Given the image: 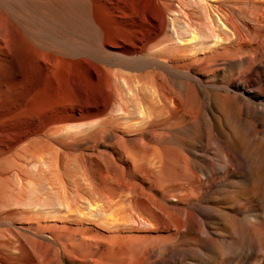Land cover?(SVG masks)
I'll use <instances>...</instances> for the list:
<instances>
[{"label":"bare ground","instance_id":"bare-ground-1","mask_svg":"<svg viewBox=\"0 0 264 264\" xmlns=\"http://www.w3.org/2000/svg\"><path fill=\"white\" fill-rule=\"evenodd\" d=\"M76 24L98 52L78 51ZM74 73L101 79L103 99L72 108L46 93ZM98 118L130 188L104 195L106 210H64L76 231L39 211L35 238L75 264H264V0H0V156ZM120 133L147 149L122 154ZM135 193L154 209H135Z\"/></svg>","mask_w":264,"mask_h":264},{"label":"rangeland","instance_id":"rangeland-1","mask_svg":"<svg viewBox=\"0 0 264 264\" xmlns=\"http://www.w3.org/2000/svg\"><path fill=\"white\" fill-rule=\"evenodd\" d=\"M134 6L140 8L142 1H137ZM69 13L73 18L88 16L83 7L78 8L76 5L70 7ZM71 34L79 45L80 50L78 51L91 54L100 50L95 44V34L91 32L89 27L76 24ZM186 37L188 38L189 34ZM250 79H253L251 74L245 78V80ZM102 89L101 79L87 81L74 73L73 75L70 74L69 77L61 76L56 84L52 85L51 90L46 93H50L52 98L60 102V104L69 102L73 106L72 108H82L83 102L94 103L101 101L103 99ZM99 122L100 118L66 124L61 129L46 132L40 136H32V138L29 137L22 141L21 144L19 143L20 145H15L3 156H0V226L4 227L0 228V240L7 243L6 247L0 250V264H46V262L50 264L55 261L53 255L56 256L58 251L54 252L52 249H59L58 241L51 234H43V241L38 240L34 236L39 232L37 227L38 221H40L39 211L45 210L44 212L50 213L52 210H61V213L55 215L58 221L57 225L60 226L57 229H65L66 226L68 229L64 231H70V229L71 231H76L82 229L85 225L76 221L72 223L73 221L69 219L70 217L64 210H81L82 213L87 210H98L99 208V210H106L102 205L104 204V195L106 196L108 193L113 196L115 193L114 196H117L124 187L130 188V182H125L124 180V173L103 149L101 131H97L98 125H96ZM118 136L119 140H117ZM118 136L112 146L116 149L120 148L121 150L119 149V151L122 154H124V151L126 152L128 146L129 150H135V147H139L135 151L140 153V146H143L139 145L140 142L138 144L136 143L137 141L133 142L134 144L131 142L133 147L131 149L130 143L125 140V135L120 133ZM26 145H28V149H25ZM143 148L147 149L146 146H143ZM52 149L55 151H52ZM167 162L169 163V160ZM165 166L166 164L162 168L165 169ZM162 168L161 171L163 170ZM174 168L176 170L174 173L178 177L180 174L179 165L175 164ZM165 170L161 173L163 176L164 174L166 175ZM113 191L115 192L113 193ZM136 195L135 193L134 196L137 201L135 209H154L151 207L153 205L144 196L141 198L139 197L140 195ZM142 200L146 205H144ZM145 206L148 207L145 208ZM62 213L64 214L63 216ZM73 214L75 215L76 213ZM97 222L95 225L98 227L104 226L103 223L100 225L101 219ZM69 226L77 229L72 230ZM141 226L137 227L140 228ZM143 226L139 230L148 229V226H145V229H143ZM60 231L57 230V233L64 232ZM154 236L156 235L153 234L152 238ZM39 243H42L43 247L41 244L39 247ZM44 246L48 248H44ZM51 246L54 247L52 248ZM147 246V244L143 247L140 246L141 256L143 255L141 251H144ZM78 253L81 255V250L77 251L76 258H79ZM60 256L61 264H75L66 262L62 258V253H60Z\"/></svg>","mask_w":264,"mask_h":264}]
</instances>
